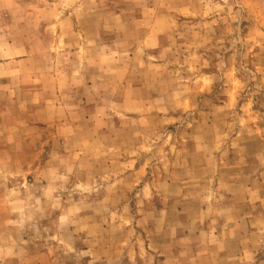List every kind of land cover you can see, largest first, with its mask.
I'll use <instances>...</instances> for the list:
<instances>
[{
	"label": "rangeland",
	"instance_id": "rangeland-1",
	"mask_svg": "<svg viewBox=\"0 0 264 264\" xmlns=\"http://www.w3.org/2000/svg\"><path fill=\"white\" fill-rule=\"evenodd\" d=\"M263 194L264 0H0V264H161Z\"/></svg>",
	"mask_w": 264,
	"mask_h": 264
},
{
	"label": "crops",
	"instance_id": "crops-1",
	"mask_svg": "<svg viewBox=\"0 0 264 264\" xmlns=\"http://www.w3.org/2000/svg\"><path fill=\"white\" fill-rule=\"evenodd\" d=\"M241 188V185H237L235 189ZM250 192L258 193L255 187ZM233 216L234 219L230 220L223 218L215 229L212 221L196 226L193 224L194 228L186 229L188 232L168 242L169 249L157 246L155 256L163 258L161 264H166L168 259L170 264H247L248 259L254 261L256 236L252 238V234L260 238L264 235V212H249L244 217L240 214Z\"/></svg>",
	"mask_w": 264,
	"mask_h": 264
}]
</instances>
